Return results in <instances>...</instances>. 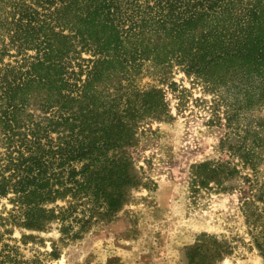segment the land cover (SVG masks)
I'll return each mask as SVG.
<instances>
[{
	"label": "rangeland",
	"instance_id": "rangeland-1",
	"mask_svg": "<svg viewBox=\"0 0 264 264\" xmlns=\"http://www.w3.org/2000/svg\"><path fill=\"white\" fill-rule=\"evenodd\" d=\"M258 2L227 0L230 12L196 25L183 36L184 47L190 48L191 40L200 41L209 30L211 36H230L244 27L240 17ZM35 4L36 0H0V75L11 77L10 69L18 71L19 64L25 71L32 60L28 57L36 55L32 46L20 52L11 43L14 32L28 22L20 13ZM36 9L43 13L41 7ZM46 23L47 36L55 41L56 33H75L54 26L50 19ZM173 40L155 25L129 37L124 44L128 50L143 41L150 55L136 56L125 69H108L90 84L83 71L81 95L73 93L77 99L67 101V115L76 116L70 124L79 125L103 120L85 118L90 109L95 115L117 106L121 114L126 106L135 107L131 118H123L129 120L130 143L115 152L128 164L120 204L101 215L83 194L74 196L55 184L59 192L39 204L48 210L42 213L45 218L31 226L24 218L33 205L30 196L15 192L0 196V264H264V67L250 77L238 68L224 78L217 77L219 71L212 75L188 71L189 59L177 58ZM97 56L84 50L71 64L79 71L75 63L85 69ZM24 87L27 90L10 100L9 87L0 84V176L12 174L19 145L32 138L31 132L47 133L42 142L50 140L54 149L72 133L69 125H53L65 113L64 99L54 102L58 95L37 79ZM147 98L154 103L144 108ZM94 100L96 105L91 106ZM240 148L251 161L240 157ZM206 161L227 163L230 175H221V185L212 180L194 192L193 168ZM111 187L108 191L114 190Z\"/></svg>",
	"mask_w": 264,
	"mask_h": 264
},
{
	"label": "trees",
	"instance_id": "trees-1",
	"mask_svg": "<svg viewBox=\"0 0 264 264\" xmlns=\"http://www.w3.org/2000/svg\"><path fill=\"white\" fill-rule=\"evenodd\" d=\"M224 1L227 2V0H141V2L36 0L35 7L27 6L20 13L28 22L25 27L21 25L14 32L11 43L20 52L32 46V49L36 50V55L28 57L32 60L25 71L21 72L25 66L19 64L18 71L13 67L10 69L11 77L6 74L0 75V84L9 87L7 95L10 100H14L16 94L27 90L24 86H29L37 79L50 93L55 92L58 95L59 99L54 102L64 99L61 109L65 113L57 120H53V125H69L68 127L72 129V133L57 144V149L53 148L50 140L47 143L42 142V138L48 137L47 133L39 135L40 131L31 132L32 138L19 145L20 155L16 158L18 161L13 164L12 174L8 177L0 176V196L15 192L24 198L31 197L30 204L33 205L24 213L27 225L41 224L40 221L45 218L42 213L48 210L40 208L39 204L45 197L59 192L54 188L55 184L72 191L74 196L83 194L92 209L97 208L101 215L110 213L123 199L120 190L126 180L128 183L126 172L128 164L124 162V157L115 152L119 151L124 143H130L129 120L123 118H131L135 107L126 106L121 114L116 110L117 106L99 110L95 115H91L90 109V114L85 118L103 120H84L83 124L79 125L75 122L70 124V120H75L76 116L67 115V101L73 103L77 99L80 92L78 83L82 81L83 71L87 70L86 84H90L94 79H100L108 69H125L129 61L137 59L136 56L147 58L150 55L151 51L143 41L136 44L133 50H128L124 44L129 37L141 35L151 25L162 26L174 39L172 48L179 53L177 58L181 61L189 59L187 69L195 73L207 72L212 75L219 71L220 75L217 77L224 78L238 68L239 71L244 70L245 76L250 77L256 69L264 67V23L260 25L261 15L257 12V7L261 6L262 14L264 13V6L260 0L258 6L246 9L245 18L240 17L242 19L240 24L244 27L235 29L230 36L228 34L211 36L209 30L203 33L200 41L191 40L190 48L184 47L183 36L190 33L196 25L206 18H220L223 12H230L231 6L226 7ZM37 7H41L42 14ZM40 14L42 18H39ZM49 19L54 22V26L61 27L62 30L67 28L75 33L71 35L56 33L55 36L59 38L57 41L49 38L44 30L48 24L46 20ZM84 50L92 51L94 56H98L95 60H89L92 65L89 66L87 63L85 69L80 63H75L80 69L75 71V65L71 64V60L78 58ZM160 53H156L157 58ZM72 79L74 82H71ZM65 92L68 94L65 95ZM73 93L77 94L76 97L72 96ZM142 103L143 107L147 108L153 105L154 101L147 98L143 99ZM89 104L95 106V100ZM98 107L100 108V105ZM2 117L5 125H8L9 118L6 113L3 112ZM105 118L108 120L105 121ZM76 126L79 127L77 132L74 130ZM46 145L48 149H45ZM240 149V157L246 159V163L251 161L248 154H243V149ZM226 164L221 161H206L195 165L191 183L193 191L207 188L212 180L221 185V175H230ZM108 186L114 187V190L108 191Z\"/></svg>",
	"mask_w": 264,
	"mask_h": 264
}]
</instances>
